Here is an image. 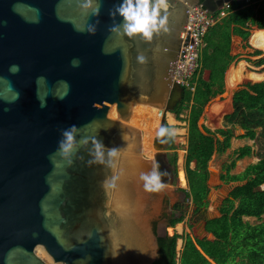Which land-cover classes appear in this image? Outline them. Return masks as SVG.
<instances>
[{"label":"water","instance_id":"obj_1","mask_svg":"<svg viewBox=\"0 0 264 264\" xmlns=\"http://www.w3.org/2000/svg\"><path fill=\"white\" fill-rule=\"evenodd\" d=\"M229 1L168 0L167 30L149 41L111 14L120 0H0V264L157 259L177 173L164 167V136L145 157L129 120L149 106L164 128L183 95L171 78L188 7L213 14ZM154 168L149 189L141 174ZM202 215L201 235L215 217Z\"/></svg>","mask_w":264,"mask_h":264},{"label":"trees","instance_id":"obj_2","mask_svg":"<svg viewBox=\"0 0 264 264\" xmlns=\"http://www.w3.org/2000/svg\"><path fill=\"white\" fill-rule=\"evenodd\" d=\"M251 29L258 30L253 33L251 44L263 52L262 10L236 8L209 28L199 54V69L192 78L193 92L184 89L181 101L170 111L175 120L186 123L183 160L186 190L180 191L189 202L191 217L208 207V163L214 154H223L229 149L230 141L235 137L234 128L243 131L237 138L264 143V55L260 51L251 53V56L259 57L257 60H243L254 69L243 68L238 61L235 63L236 70L228 74V80L233 79L235 73L241 80L231 96L221 97L225 72L234 61L230 55L231 36L239 37L244 42L243 48H250L247 40ZM203 71L208 72L206 79L202 77ZM215 98L217 101H213ZM183 113H186L185 118L181 117ZM203 118L217 128L211 131L200 123ZM164 129H167L164 132L165 150L170 152L167 155L176 174L174 137L170 126L165 124ZM251 153L250 146L240 147L233 151L232 159L221 166V183L240 184L232 187L221 200L217 216L203 221L204 234H196L193 225L189 224L188 233L165 234L157 238L158 257L152 264H264V221L261 218L264 214V153L257 154L258 161L246 166L239 175L230 174L235 162ZM191 163L193 168H190ZM174 211L167 227H174L184 219L183 206L175 204ZM244 217L255 218L258 223L250 224L243 221ZM177 239L183 240L178 255Z\"/></svg>","mask_w":264,"mask_h":264},{"label":"rangeland","instance_id":"obj_3","mask_svg":"<svg viewBox=\"0 0 264 264\" xmlns=\"http://www.w3.org/2000/svg\"><path fill=\"white\" fill-rule=\"evenodd\" d=\"M251 31L253 33H255L258 30L255 29H251ZM264 31V30H263ZM253 33L250 35V40L251 37L253 35ZM248 45L250 46V48L252 50H258L256 49L251 43V45L249 44V38L247 40ZM254 47V48H253ZM260 51V50H258ZM261 52V51H260ZM262 55H264V51L261 52ZM261 68H258V70H260ZM260 72V71H259ZM224 97H226V95H224ZM155 114V117H153V115ZM186 113H183L182 116H185ZM183 118V117H182ZM161 119V113L159 112V110H157L156 108H152L149 106H143V105H135L133 107V112L131 115V118L129 120V124L131 126H134L135 128H137L140 132H141V143H142V139L143 138H147L148 140H150V149H151V154L150 155H146L142 148V154L145 157H152L154 154H156L155 149L152 146V141L153 138H155L159 132H160V128H159V122ZM184 126L183 125H178L176 130H170V133L173 135L174 137V146H175V152L176 153V167H177V176H178V171L183 168V150L185 148V142H186V136L184 135V130H183ZM180 132V133H179ZM235 139V140H233ZM236 139H240L237 138V136L235 135L234 138H232V142H233V149H228L226 150V153L224 155H222L221 159L225 160V162H229L232 159V151L239 148L242 145V141L240 140H236ZM252 145L254 146V144L252 143ZM258 145V150H262V153H264V143H257ZM254 147H257L256 145ZM162 154H167L166 150H164L163 147V151L161 152ZM220 160V157L218 156L217 161ZM247 162L251 161L252 159H246ZM237 164L239 165V162H237ZM183 171V170H182ZM214 176L213 180L210 181V183H214L215 182V175L216 173L213 171ZM183 178H184V173H183ZM222 187V188H221ZM219 190H215L218 189ZM180 189H186V183L184 185H181L179 177H176L175 182L172 184V186L166 187V192L164 194V196L167 198V210L169 209L170 206L174 205V204H180L181 206H183L184 208V212H185V216L184 219L178 223V226H182L183 229L185 230V232L188 233L187 231V226L189 224H192L194 227V231L196 234H199L200 231H198L196 229V225H198V222L202 219V215L201 213H199L196 216L191 217L190 213H189V202L185 200V196L184 193L182 191H180ZM214 190H211V195L209 197V208L207 209L206 212H211L212 214L216 215L215 213V207L218 205V200L222 199V195L225 193V191L228 189V187H223V186H217V188H215ZM262 220H264V214L262 215ZM250 223H256L257 220L256 219H250L249 221ZM168 228H166L165 232L167 235H170V231L167 230ZM200 229V228H199ZM200 235V234H199ZM179 245V243H178Z\"/></svg>","mask_w":264,"mask_h":264},{"label":"crops","instance_id":"obj_4","mask_svg":"<svg viewBox=\"0 0 264 264\" xmlns=\"http://www.w3.org/2000/svg\"><path fill=\"white\" fill-rule=\"evenodd\" d=\"M252 33L253 32L250 30V35ZM249 43H251L250 42V38H249ZM243 44H244V42L239 37L234 36V35L231 36L230 55L234 57V61L229 65L228 69L225 72V75H224V93H223V95H221V97H224V95H226V97L231 96L232 93L234 92V90L236 89L237 84L241 80V77H239L238 73H235L233 75V79L232 78L230 79L232 81L228 80V74L231 71L236 70L235 63L238 61L237 64L241 65L243 68L248 67V68L254 69V67L251 64H249V63H247V62H245L243 60L244 59H249L250 61H255V60H257L259 58V57L251 56V53L253 52V50L251 48H243L242 47ZM207 76H208V72L207 71H203L202 77L204 79H206ZM217 99L218 98H215L213 101H217ZM181 117L185 118V116H182V115H181ZM200 123H202L204 126L209 128L211 131H213L215 128H217L210 121L206 120L205 118L201 119ZM165 124L170 126V130L171 131L172 130H176L178 125H183L184 126V128H183L184 135L186 136V123H185V121H177V120H175V117H174V115L172 113L167 112L165 114ZM242 134H243V131L241 129H239L238 127L234 128V135L240 136ZM233 140H235V139H233ZM236 140H240V141L243 142L240 147L250 146L251 150H252V153H251L250 156L244 157V158H242V159H240V160L235 162L234 168L230 171L231 175H239L245 169L246 166L256 163L258 161V155L257 154L262 152V150H258V145L254 141L248 140L246 138H240V139H236ZM252 143L254 144V146L256 145L257 147H254L252 145ZM185 145H186V142H185ZM232 147H233V142L230 141L229 149L230 148L233 149ZM233 151H232V153H233ZM166 153H170V152L166 151ZM183 153L185 154V150H183ZM225 153H226V151L223 154H214L212 156L211 160L208 163V171H209L208 185L210 187V191H209L208 198H207L208 199V207L206 208V210L201 212V215H202V213H204V214L207 213L209 215L217 216V208L219 207L221 200L224 197H226L227 193L231 190L232 187L240 184L239 182H234V183H229V184L225 185V184H223V183H221L219 181V175L221 173V166L223 164H227L228 163V162H225V160L221 159L222 155H224ZM218 156L220 157L219 161H217ZM246 159H252V160L247 162ZM183 160H184V156H183ZM237 162H239V165L237 164ZM193 167H194V164L191 163L190 164V168H193ZM182 170H183V168H182ZM182 170L180 169L178 171V176L177 177H179L181 185H184L186 182H185V179L183 178V171ZM213 171L216 173L215 182L211 184L210 181L213 180L212 176H214V174H212ZM220 185L223 186V187H228V189L222 195V199L218 200V203H217L218 205L215 207V212H216L215 214L216 215H214L211 212H206V211L209 208V204H210L209 197L211 195V190H214L215 186H220ZM184 190H186V189H184ZM215 190H219V188L215 189ZM183 210H184V208H183ZM203 218H204V216L202 217V219ZM250 219H255V218L244 217L243 221H246V222L250 223L249 222ZM256 223H258V221ZM256 223H250V224H256ZM167 228H168L167 230L170 231V235H172L173 233H176L178 235H182L183 233L184 234L187 233V232H185V230L183 229L182 226L180 227L177 224L174 227H167ZM187 231H188V229H187ZM178 243H179V245H178ZM182 244H183V240L182 239H177V241H176V252H177V255L179 254V252H180V250L182 248Z\"/></svg>","mask_w":264,"mask_h":264},{"label":"built area","instance_id":"obj_5","mask_svg":"<svg viewBox=\"0 0 264 264\" xmlns=\"http://www.w3.org/2000/svg\"><path fill=\"white\" fill-rule=\"evenodd\" d=\"M252 7L255 12L264 11V0H230L211 14L202 5L189 6L184 31L180 32L181 45L171 82L182 90L193 92V76L199 69V54L203 38L209 28L226 18L236 8Z\"/></svg>","mask_w":264,"mask_h":264},{"label":"clouds","instance_id":"obj_6","mask_svg":"<svg viewBox=\"0 0 264 264\" xmlns=\"http://www.w3.org/2000/svg\"><path fill=\"white\" fill-rule=\"evenodd\" d=\"M168 6V0H120L111 14L115 16L118 13L123 17L121 24L127 35L140 34L143 39L150 41L154 34L167 30L168 16L166 13L162 15L161 10H166ZM114 27L119 28L120 25ZM73 63L77 64L78 61L74 60ZM75 127L72 126L73 129ZM160 131L163 134L167 129L162 128ZM67 136L71 140L72 132L68 131ZM141 176L146 188L160 186V173L155 168L150 172L142 173Z\"/></svg>","mask_w":264,"mask_h":264},{"label":"flooded vegetation","instance_id":"obj_7","mask_svg":"<svg viewBox=\"0 0 264 264\" xmlns=\"http://www.w3.org/2000/svg\"><path fill=\"white\" fill-rule=\"evenodd\" d=\"M159 134H161V131L159 132ZM163 136H164V133L162 134ZM164 150H165V147H166V141H165V136H164ZM163 150V149H162ZM163 159H164V162H165V165H164V167H165V169L168 171V172H170V173H174V169H173V165L171 164V162H170V160H169V158H168V155L167 154H165L164 155V157H163ZM175 205V204H174ZM174 205H172V206H170L169 207V209H168V211L166 212V213H163L162 215H161V223L163 224V225H165V226H167L168 225V223H169V221H170V219L172 218V214H175V211H174ZM154 225H157L156 223H153ZM155 228H156V226H155Z\"/></svg>","mask_w":264,"mask_h":264},{"label":"bare ground","instance_id":"obj_8","mask_svg":"<svg viewBox=\"0 0 264 264\" xmlns=\"http://www.w3.org/2000/svg\"><path fill=\"white\" fill-rule=\"evenodd\" d=\"M153 117H155V114L153 115ZM142 140H143L142 141V148L145 151L144 153L146 155H150L151 152H152L151 149H150V140H148L147 138H143Z\"/></svg>","mask_w":264,"mask_h":264}]
</instances>
